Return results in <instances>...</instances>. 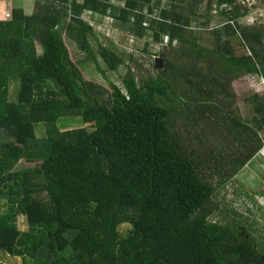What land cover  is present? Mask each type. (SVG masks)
I'll return each mask as SVG.
<instances>
[{
    "label": "trees",
    "instance_id": "1",
    "mask_svg": "<svg viewBox=\"0 0 264 264\" xmlns=\"http://www.w3.org/2000/svg\"><path fill=\"white\" fill-rule=\"evenodd\" d=\"M243 1L36 0L33 13L0 12V252L22 264H264L246 223L211 217L219 189L264 148V93L251 97L254 124L234 107L233 81L264 80V28L237 24ZM215 11L225 21L212 29ZM85 13L152 33L163 67L130 68L118 87L86 80L69 40L99 70L124 60ZM203 29L213 46L199 43ZM64 116L83 126L62 129Z\"/></svg>",
    "mask_w": 264,
    "mask_h": 264
},
{
    "label": "rangeland",
    "instance_id": "2",
    "mask_svg": "<svg viewBox=\"0 0 264 264\" xmlns=\"http://www.w3.org/2000/svg\"><path fill=\"white\" fill-rule=\"evenodd\" d=\"M35 1L36 0H3L0 1V6H2L0 12L4 15V13L10 11L15 5H21L25 8V11L30 14L35 10ZM113 4L119 7L123 6L124 3L123 0H113ZM238 7H242L243 10H245V12L243 11L245 14L237 19V24L242 26L258 25L264 28V2L250 1ZM221 9L231 10L227 5L222 6ZM214 14L216 17L210 25L212 29L221 26V23L225 21L224 18L217 17L218 13L216 11ZM84 20L93 26L99 42L110 47L124 60V64L119 70L112 73L109 71L107 64H104L99 59V65L102 68V70H99L95 63L85 62L83 60L85 55L69 40L73 58L77 62H84L81 68L86 80L98 82L105 87H109L111 83H114L118 87L120 86V81L130 68L134 70L137 76L141 77L157 74L156 66L158 65V61L161 60L159 54L163 49L161 46L156 45L152 33H149L145 38L139 39L128 33L127 29L122 27L121 24L116 22L112 17H102L91 13H85ZM198 34L200 36L198 40L199 43L204 46H213L214 38L210 30L203 29L200 30ZM178 47L179 44L174 42L172 47L166 46L164 48L169 50ZM239 48L241 51L244 50L248 52L246 47L243 49V46L240 45ZM39 49L42 52L41 46H39ZM175 51H168L169 57H172ZM160 64H162V62ZM14 89L15 87L9 90L10 98L14 95ZM232 90L237 97L234 107L238 109L240 116L244 120L250 124H254L255 105L251 102V97L258 93H264V80L259 76L250 77L246 75L233 81ZM58 125L62 129L78 128L83 126V120L79 116H64L59 119ZM37 134L38 136H42L44 134L43 128L37 129ZM261 136L264 139V131L261 133ZM33 165L34 164L21 160L18 169L33 167ZM263 193L264 148L225 188L219 189L217 198L214 200V212L211 217L215 221H231L234 219L246 223L250 228V232L254 234L258 245L264 248ZM3 204H6L5 200L2 201V205ZM1 211H6L5 207H3ZM128 227L127 224L121 225L120 232L124 234L129 230ZM18 228L22 232L28 230L27 220L24 216L18 218ZM0 260L5 264L23 263L21 258L11 257L4 252H0Z\"/></svg>",
    "mask_w": 264,
    "mask_h": 264
},
{
    "label": "bare ground",
    "instance_id": "3",
    "mask_svg": "<svg viewBox=\"0 0 264 264\" xmlns=\"http://www.w3.org/2000/svg\"><path fill=\"white\" fill-rule=\"evenodd\" d=\"M255 0H253V1H251V2H254ZM248 3V2H250V1H243V2H239V4L237 3V6H239V5H244V3ZM228 8H230V6H227Z\"/></svg>",
    "mask_w": 264,
    "mask_h": 264
},
{
    "label": "water",
    "instance_id": "4",
    "mask_svg": "<svg viewBox=\"0 0 264 264\" xmlns=\"http://www.w3.org/2000/svg\"><path fill=\"white\" fill-rule=\"evenodd\" d=\"M161 62H162V61H161ZM161 62L158 61V65H157V66H158L159 68L163 67V62H162V64H160Z\"/></svg>",
    "mask_w": 264,
    "mask_h": 264
},
{
    "label": "clouds",
    "instance_id": "5",
    "mask_svg": "<svg viewBox=\"0 0 264 264\" xmlns=\"http://www.w3.org/2000/svg\"><path fill=\"white\" fill-rule=\"evenodd\" d=\"M0 10H2V6H0ZM0 18H2V17H0Z\"/></svg>",
    "mask_w": 264,
    "mask_h": 264
}]
</instances>
